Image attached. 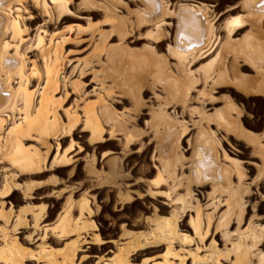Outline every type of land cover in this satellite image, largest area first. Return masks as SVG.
<instances>
[{
    "label": "rangeland",
    "instance_id": "1",
    "mask_svg": "<svg viewBox=\"0 0 264 264\" xmlns=\"http://www.w3.org/2000/svg\"><path fill=\"white\" fill-rule=\"evenodd\" d=\"M62 1L66 3L68 15L60 17L56 23H44L42 20L47 18L39 9H31V15L39 13L42 17L31 16L30 21L20 22L30 29L24 27L27 32L24 30L25 34H21V44L30 42L25 47L27 50L18 47L17 53L21 52L24 72L28 74L31 61L41 65L39 59L31 56L36 50L32 49L35 46L30 39L35 41L38 35H44L43 41H46L47 33L53 35L51 39L55 42L64 38L60 53L70 67L61 76L66 73V82H79L81 90L68 86L65 98L58 90L52 92L57 121H44L45 124L56 122V126L53 124L49 129L53 134L48 133V129L45 133L41 126L22 131L23 134H12L9 130L18 125L24 115H15L14 119L3 117L0 264H8V261L9 264H201L196 259L203 257L219 258L220 264H228L234 257L233 251L227 250L231 247L229 242L238 232H245L247 225L255 231V242L260 235L251 249L256 254L252 258L259 253L264 255V83L260 67L264 60L261 59L264 0H156L161 10L158 16L150 15L146 0ZM186 10L198 12L203 27L204 21H208L207 37L212 41L210 49H203L207 50L203 55L188 56L180 64L174 54L196 52L204 46L206 37L205 31L199 35L196 26L179 19ZM71 67H74L72 71ZM81 68L84 73L78 77ZM229 68L230 71L236 69V79ZM222 70L225 75L221 74ZM105 71L110 73L106 76L112 78H107L105 85L115 82V89L105 99V104L111 106L112 112L122 113L126 132L130 133L126 140L121 132H115V140L108 139L109 125L103 120L99 124L100 133L95 124L91 128L84 126L81 107L86 102L94 109L99 107L95 97L105 96L99 81ZM31 78L28 91L35 93L37 85L42 86L43 76ZM215 79L218 80L211 85ZM187 82H191L193 88L188 89L185 104L196 110L179 117L182 104L177 103L174 109L178 121L186 126L175 149L182 152L183 160L181 171L176 168L175 176L180 182L189 174L195 179L196 184L189 185L190 205L195 201L205 204L207 199L203 198L207 195L208 199H225V194L216 186L219 182L228 183L224 167H231L228 162L231 160L223 159L225 152L235 162L239 161L245 172L241 181L249 184L243 194L239 226L232 217L225 227L230 233L226 242L220 241L217 233L223 230V235L225 229L216 231L214 251L207 248L211 240L209 234L205 238L197 237L193 234L195 230L189 228V217H194L195 210L178 215L176 220V233L193 238L190 242L172 239L174 234L168 235V231L153 223L157 218L167 220L172 208L180 206L179 202L172 203L169 209L160 202L167 204L171 196L183 195L187 187L186 178L181 187L168 191V182L156 177L160 147L156 145L158 137L153 136L155 128L152 129L160 113L172 111L162 106L168 87L177 90L175 85L180 87ZM158 107L165 111L159 112ZM225 111L233 118L238 115L240 127L234 131L232 125L230 130L215 133L220 145L211 147L208 160L216 164L215 168L205 171L200 164L194 168V163L206 161L203 151L194 149L195 138L204 135L202 132L215 131L214 121L206 117L215 119L217 113ZM71 112L78 115V119L71 117ZM173 130L171 136L163 135L164 142L160 143L170 144L176 135ZM208 140L212 142L211 138ZM163 153L166 154L164 150ZM231 174L229 181L235 185L237 179L233 172ZM167 235L172 240L167 239ZM194 245L199 247L198 252L189 253L188 250H195Z\"/></svg>",
    "mask_w": 264,
    "mask_h": 264
},
{
    "label": "bare ground",
    "instance_id": "2",
    "mask_svg": "<svg viewBox=\"0 0 264 264\" xmlns=\"http://www.w3.org/2000/svg\"><path fill=\"white\" fill-rule=\"evenodd\" d=\"M146 1L149 3L148 8H149L150 15L151 16H158L161 12L160 8H158L159 6L157 5L158 2L156 0H146ZM34 7L39 9L41 15H43L47 18V20L46 19L42 20L44 23H47L48 21L51 23L52 22L56 23L60 17H63L64 15H68L67 11H66V3L62 0H0V130H1L2 122L5 121V120H3L4 119L3 117H5V118L10 117L11 119H14L16 117L15 115H22L23 114L24 115L23 120L21 122H19L18 125H14L9 130V131H12V134H15V135H16V133L19 134L20 132H21L20 134H23L22 131L23 132L32 131L33 129H36L40 126H41V128L44 127L45 131L42 129H40V130H42L46 133L50 129V126H51V128H52L53 124H55V126H56V122H54L53 124H51L50 122H48V124L47 123L45 124L44 120L47 121V119H50L51 122L57 121V116L55 115V111H54V107H55L54 104L56 101L54 99H52V92H55L56 90H58V93L62 92L61 97L65 98L66 97L65 92L68 89V86L73 87L76 91L81 90V85L79 82H74V83L73 82H66L65 81L66 73L64 76H61L62 74H64L65 69L68 70L70 65H69V61H66L64 58V55L63 54L61 55V53H60L61 52V45L63 44L62 42L64 41V38H59L57 40V42H55L51 39L53 37L52 34L47 33V35H46L47 40L46 41H43V40H45L43 37L44 35L40 36V37L38 35L37 38L35 39V41L33 39H30L34 43L33 44L31 41V43H32L31 45L33 47L35 46L32 49L36 50L35 51L36 53L33 55L31 54V56L34 57L35 60H36V58L39 59V63L41 65L39 67L36 64V61H31L32 67L27 69L28 74L26 72H24V71H26V70H24L25 66L23 65L25 62H24V60H22V58H20L21 56H19L21 52L18 54L17 50H19V48H23V50L25 51V49L27 48L26 46L28 45V43L30 41L28 40L27 43H25V44L22 43L23 45L21 44V40L23 38L21 36V34L22 33L25 34V32H23V31L25 30L24 27L26 25L24 26L20 22L33 18V17H31V16H34V15H31L33 13L31 11V9L34 11L35 10ZM28 8L30 9L31 13L28 10ZM203 10H205V9L203 8ZM35 12H37V11H35ZM36 15L34 17H37V18L42 17L41 15H39V13ZM179 16H180L179 17L180 20L189 23L193 27L196 26V31H198L199 35H202V31H205V36H206L205 42L203 44L204 46L197 49L198 51L196 50V52L193 51L190 53L186 52V53L174 54L178 63L181 64L182 61L186 60V58L188 56L193 58V57H195V54H197V53L202 54L205 51H207L208 49H210L209 46H210V42L212 40H211V38L209 40V37H207V36H209L207 34H208L210 24L207 23L208 21L207 22L204 21V23L207 24L206 27H205L206 24L204 25V27H205V29H204V27L202 25V21H201L202 18H200V16L198 15V12L194 11V13H193L192 11L186 10L183 12L182 15H179ZM119 20H121V19H119ZM25 28L28 29V27H25ZM29 30L30 29H28V31ZM46 32H45V34H46ZM42 33H43V31H42ZM209 33L211 34V32H209ZM99 44L100 43L98 42L97 45H99ZM20 45H22V46H20ZM261 48L264 51V44L262 45ZM203 49H207V50L203 51ZM8 50L12 51V53L10 54V51L8 53ZM99 50L101 51V48H99ZM96 51H98V48ZM24 54H26V53H24ZM95 55H96V53H95ZM202 55H201V57H202ZM196 56L198 57V55H196ZM199 58H200V56H199ZM262 58H264V52L261 56V59ZM63 59L65 60L64 63H63ZM194 59H196V58H194ZM181 67H182V65H181ZM233 67H234V65H233ZM260 67L262 68L261 78H262L263 83H264V60L262 61ZM73 68L74 67H71V71L73 70ZM101 69L103 71V66ZM231 69L232 70L230 71V68H229V71H230V73H232V76H233L236 69H233V68H231ZM249 69H250V67H249ZM61 71H63V72H61ZM83 73L84 72L82 71V68H81V70L79 71L78 77L82 76ZM106 73H107V71H105L99 79L100 86L103 88L105 96L99 97V98L95 97V98H97V103H98L99 107L97 109H94V107L92 106V104L90 102H86L81 107L82 111L81 110L80 111H81V115L84 118V126L91 128L92 125L95 124L94 126H96V128H97V130H98L97 132L100 133L101 126L99 124H102L103 123L102 120H103L109 125V127H108L109 133H107L109 136L108 139L115 140L114 135L117 132H121V133H123L122 138H125V140H126L130 136L129 135L130 133L128 134V131L126 132V129L124 126L126 123H123L124 120L121 119L122 113L116 114L115 112H112L111 108H109L111 106L109 104H108L109 106L107 104H105V99L107 97H110L111 93H113V90L115 89V86H114L115 82H114V85H112L113 84L112 80H111V82H112L111 85H105V81L107 80V78L112 79L109 76H106V75H110V73L109 74H106ZM221 74L225 75V70H222ZM235 74H236V72H235ZM37 75L43 76V82L41 84L42 86L37 85L38 91H35V93L33 91H28V84H30V83H28L29 78L31 80L32 79L31 77L37 76ZM210 77H212V76H210ZM235 79H236V75H235ZM237 79H239L238 76H237ZM14 80H16L15 81L16 83H14ZM216 80H218V79L211 81L212 82L211 85H214ZM205 82H206V80H204V83ZM175 87L178 89L177 90L176 89L170 90V87H168L167 93L165 94V97H164V101L162 102V106L163 105L167 106L168 109L172 110L171 113H165L167 111H165V109H159V107L160 108H162V107L158 105L159 106L158 110H160L159 112L165 111V112H163L165 114L160 113V115L158 114L159 116L157 118H155V117H149V118L151 120L154 118L156 119V122H155V120H154L155 123L153 122L154 126H152V125L151 126H152V129H153V127L155 128L154 129L155 132H154L153 136H154V138L158 137L156 145L158 147H160V150L157 153V159L159 161V169L157 170L156 177L160 181L168 182V184H169V188L167 187L168 191L176 190L177 187H179V186L181 187V183L183 182V180H185L187 178L186 179L187 180L186 181V185H187L186 191L184 190V192H185L184 194H187V195L183 194V195L171 196V198H169L170 200H167V201H169L167 203L168 205L160 202V204L167 206V208H169V209L171 208L170 204L172 205V203L179 202L180 206L178 208H172V210L170 211L171 213L169 214V218L167 220H165V219L161 220V219L157 218V219L153 220V223L159 229H164V231H168V232H166L168 235L174 234V238H172V239L176 240V238H179V239L184 240L185 242L186 241L190 242L193 240V238H190L189 236H184V235H180V234L176 233V230H175L176 226H177L176 220L178 218V215H180L184 212L188 213L191 209H192L191 212H193V210H195L194 211L195 212L194 217H192V216L189 217V222H188L189 228H191L192 230L193 229L195 230V232H193V234L197 235V237L201 236L202 238H205L209 234L208 239L210 238L211 240H210L207 248H209L211 250L213 249V251H214L216 248V245H215L213 234L216 231H219V229H221V230L225 229V232H223V235H221V232L223 230L220 231V233L217 232L218 234H220V241H223L222 239H224V240L227 239V237L229 238L230 233L226 232L227 229L225 227L228 226L232 217H234V219H236V221H237L236 226L237 227L239 226V224H240L239 220L241 217L240 215H242V210L244 208V204L242 202L243 194H245L247 192L249 184H243L241 181L245 176V172L243 171L241 165H239V163H238L239 161L237 160V162H235L234 159H231L229 157V155L225 152V153H223V159L231 160V161H228L229 163H231V167H229V166L224 167V170L226 169L225 174H226V179L228 180V183H225V184H222V182H219V184L216 183L217 188L221 189V193L225 194V199L219 200V198L215 199L216 197H214L213 199L212 198L208 199L209 195H207L203 198V200L207 199L205 204L199 205L198 202L195 201V202H193L195 204L190 205V200L192 203V199H190L192 194H190L191 192L189 191V185L192 182H195L194 184H196L195 179L192 177L191 174H189V176L186 177L185 179L182 178L183 180H182V182H180V179L175 176L176 168H178L177 169L178 171H181V164L183 161L182 160V152L175 151V149L177 148V143L179 141V138L184 133L186 126L182 123V121H178V118L176 117V113H175L174 109L176 108L175 106L177 103H181L182 105H181V108H179L180 109L179 117H181L183 115V113H185V115L187 113H188V115L195 113V110H196L195 108H193L191 106L189 107L188 105L185 104V102L187 101L188 89L190 90L191 88H193V85L190 82L187 85L184 84L183 86H180V87H178V85L177 86L175 85ZM36 92L38 93L37 98L34 99ZM34 101H35V103H34ZM33 108H34V111L32 113ZM158 110H157V112H158ZM199 111H201V110H199ZM227 111H229V110H227ZM227 111L217 113L215 119H211V117H206V119L208 121H210V120L214 121L215 125H213V126L215 127V131L212 130L211 133L210 132H206V133L202 132L206 136L199 135L197 137V139L195 138L196 141H195V144L193 145L194 149L195 148L201 149L204 152V153L202 152V154L205 157L206 161H200L198 163L193 162L195 165L194 168H198V164H200V166H202L203 170H205V171H207L209 169L212 170L213 168H215L214 166L216 164L210 163V161H208V160H210L209 157L211 156V154H210L211 147L213 148V145H214L217 148L220 145V139H218L216 137L215 133L221 129L230 130L232 125H233L232 127H235L234 131H236L235 129L240 127L241 124L239 123L240 121L238 119V115L237 116L235 115V117L233 118L231 116L232 114L230 115ZM49 114L53 115V117L50 116V118H49L48 117ZM69 114L71 115V117L78 119L77 118L78 115L74 114L73 112H71ZM6 115H9V116H6ZM201 119L202 118H199V120H201ZM189 122H192V121L189 120ZM194 123H196V121L192 122V124H194ZM176 125H178V126L176 127ZM54 129H53V131H54ZM172 130L173 131L176 130L175 139L173 138L174 139L173 140L171 137V140H173V141H170V144L165 143L163 145L162 143H160L163 141L162 140L164 137L163 135H165V136H167V135L171 136L172 135V133H171ZM48 133L53 134L52 129L49 130ZM206 138H208V139L211 138L212 142H210ZM155 139H157V138H155ZM165 139H166V137H165ZM221 139L224 141L223 137H221ZM165 142H168V141H165ZM187 143H188V140H187ZM161 144L163 145V148H162ZM163 150L166 154L163 153ZM221 153H219V154H221ZM221 155H219V156H221ZM203 156H202V158H203ZM189 166H191V164ZM186 169H187V167H186ZM232 172L234 173L233 177H235L237 179V182L235 185H232V183L229 181V178L232 175L231 174ZM179 175H182V174H179ZM211 175L214 176L213 173H211ZM201 187H203V185H201ZM147 190L150 191V187L147 188ZM174 192H172V193H174ZM185 196H187V198H185ZM172 207H173V205H172ZM205 208H208L207 210H209V211L206 212ZM222 208H225V210L221 211ZM213 212L215 215H213ZM249 228H250V226L247 225V230L245 232H242V231L238 232L237 235L235 236L236 238L231 240V242H229V244L231 243L230 244L231 247H230V249H227V250H230L228 252H231V253L233 251L234 257L231 258L229 260V262L227 261L228 264H264V255H261V253H259V256H256V258H252L256 254L251 252V249L256 245L255 243H257V240H259L258 238L260 235L258 236V238L255 242V239H256L255 231L252 230V228H250V229ZM258 233L261 234V232H258ZM168 235L166 236L167 239L172 240L171 238H168ZM170 240H169V246L171 245ZM225 242H226V240H225ZM194 246H195V250H193V251L188 250L189 253L193 252L194 254H196V252H198L199 247L197 245H194ZM176 252H170V253L171 254L173 253L172 255H176ZM214 253L215 254L217 253V255H218L219 251H216ZM182 259L183 258L181 257L178 260L181 261ZM225 259H227V258H225ZM196 260L201 262V264L206 262V260L208 261V264H220L219 258H205V257H203V258H197ZM8 264H9V261H8ZM119 264H124V263H119ZM178 264H180V262H178Z\"/></svg>",
    "mask_w": 264,
    "mask_h": 264
}]
</instances>
